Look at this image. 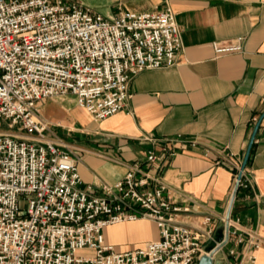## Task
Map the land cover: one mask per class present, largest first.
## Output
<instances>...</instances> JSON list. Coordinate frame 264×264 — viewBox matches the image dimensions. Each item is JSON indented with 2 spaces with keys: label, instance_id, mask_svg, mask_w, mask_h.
<instances>
[{
  "label": "built area",
  "instance_id": "1",
  "mask_svg": "<svg viewBox=\"0 0 264 264\" xmlns=\"http://www.w3.org/2000/svg\"><path fill=\"white\" fill-rule=\"evenodd\" d=\"M241 41L215 40L212 47L216 54L241 52ZM181 49L168 6L103 14L72 0H0V264H194L227 241L208 247L210 216L194 230L176 221L181 208L162 180V155L174 154L166 144L93 191L82 187L71 151L46 137L39 113L42 101L72 95L103 120L125 109L133 76L173 65ZM236 169L235 183L250 188L245 170ZM229 203L220 220L235 227ZM138 219L153 221L159 238L115 251L104 228ZM248 242L259 246L254 235ZM246 258L252 264L253 251Z\"/></svg>",
  "mask_w": 264,
  "mask_h": 264
},
{
  "label": "crops",
  "instance_id": "2",
  "mask_svg": "<svg viewBox=\"0 0 264 264\" xmlns=\"http://www.w3.org/2000/svg\"><path fill=\"white\" fill-rule=\"evenodd\" d=\"M167 6L182 42L175 63L133 76L125 109L100 121L72 95L51 99L63 108L55 118L41 114L49 99L42 101L46 137L71 151L82 187L93 191L113 184L130 163L166 144L174 154L162 155V180L181 208L176 221L194 230L210 216L208 247L228 236L211 264H251L249 251L252 264H264V117L244 167L250 188L238 187L232 203L231 217L238 222L227 227L220 220L235 186L236 167L242 166L264 112V0H142L133 10ZM236 37L242 38L241 52H214L213 41ZM103 234L117 252L159 238L148 219L115 223ZM249 235L258 239L257 248L248 242Z\"/></svg>",
  "mask_w": 264,
  "mask_h": 264
},
{
  "label": "rangeland",
  "instance_id": "3",
  "mask_svg": "<svg viewBox=\"0 0 264 264\" xmlns=\"http://www.w3.org/2000/svg\"><path fill=\"white\" fill-rule=\"evenodd\" d=\"M82 2L85 5L92 6L99 10L103 14H111L118 9H131L133 10L136 6L140 5L142 0H72ZM64 96H57L53 98H63ZM50 98L49 103L42 105L40 107V112L42 115H45L47 118H55L56 115L61 114V108L58 103L51 101ZM6 124L0 121V129H4ZM20 208L25 209V203L23 201L20 202ZM85 252H81L80 254H84Z\"/></svg>",
  "mask_w": 264,
  "mask_h": 264
},
{
  "label": "water",
  "instance_id": "4",
  "mask_svg": "<svg viewBox=\"0 0 264 264\" xmlns=\"http://www.w3.org/2000/svg\"><path fill=\"white\" fill-rule=\"evenodd\" d=\"M263 117H264V112L262 113L261 117L259 118V120L256 122V124L254 126L253 133L251 135V138L249 140V143H248L245 155H244V159H243V163H242L241 169H244V167H245V165H246V163L248 161V158H249V155H250V151H251V148H252V144H253V141H254L255 134H256V132H257V130L259 128L260 122H261ZM240 176H241V173H239L238 176H237L238 180L240 179ZM237 188H238V182L235 183V186H234V189H233V192H232V195H231V199H230L228 210H230V207L232 206V203H233ZM227 232H228V229H227ZM220 239L221 238H219V240ZM211 261H212V255H202L199 258V260H198V264H211Z\"/></svg>",
  "mask_w": 264,
  "mask_h": 264
}]
</instances>
